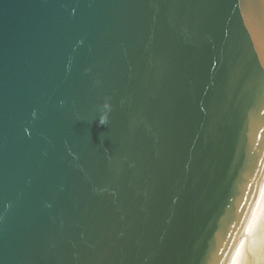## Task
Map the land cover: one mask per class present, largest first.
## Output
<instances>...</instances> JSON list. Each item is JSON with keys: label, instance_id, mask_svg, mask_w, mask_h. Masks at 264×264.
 I'll list each match as a JSON object with an SVG mask.
<instances>
[{"label": "water", "instance_id": "obj_1", "mask_svg": "<svg viewBox=\"0 0 264 264\" xmlns=\"http://www.w3.org/2000/svg\"><path fill=\"white\" fill-rule=\"evenodd\" d=\"M263 179L264 0H0V264H228Z\"/></svg>", "mask_w": 264, "mask_h": 264}, {"label": "bare ground", "instance_id": "obj_2", "mask_svg": "<svg viewBox=\"0 0 264 264\" xmlns=\"http://www.w3.org/2000/svg\"><path fill=\"white\" fill-rule=\"evenodd\" d=\"M260 234L264 236V179L228 264H264V243H255Z\"/></svg>", "mask_w": 264, "mask_h": 264}, {"label": "rangeland", "instance_id": "obj_3", "mask_svg": "<svg viewBox=\"0 0 264 264\" xmlns=\"http://www.w3.org/2000/svg\"><path fill=\"white\" fill-rule=\"evenodd\" d=\"M255 243L256 244L259 243V246L262 245L264 243V236L260 234L259 237L256 239V242ZM263 246L264 245H262V247H260L261 250L263 249ZM263 252H264V250H263ZM261 257H264V254H262Z\"/></svg>", "mask_w": 264, "mask_h": 264}, {"label": "clouds", "instance_id": "obj_4", "mask_svg": "<svg viewBox=\"0 0 264 264\" xmlns=\"http://www.w3.org/2000/svg\"><path fill=\"white\" fill-rule=\"evenodd\" d=\"M105 121L103 120V119H101L100 121H99V123L100 124H103Z\"/></svg>", "mask_w": 264, "mask_h": 264}]
</instances>
